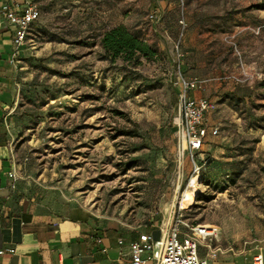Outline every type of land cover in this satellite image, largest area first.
Returning a JSON list of instances; mask_svg holds the SVG:
<instances>
[{"label":"rangeland","instance_id":"obj_1","mask_svg":"<svg viewBox=\"0 0 264 264\" xmlns=\"http://www.w3.org/2000/svg\"><path fill=\"white\" fill-rule=\"evenodd\" d=\"M33 1L28 37L40 48L20 58L14 114L23 169L125 233L165 229L191 194L183 214L217 226L218 262L264 254V0ZM118 24L160 56L112 64L99 38ZM178 52L181 74L204 81L191 94L211 101L205 122L219 130L195 159L196 192L178 131Z\"/></svg>","mask_w":264,"mask_h":264},{"label":"crops","instance_id":"obj_2","mask_svg":"<svg viewBox=\"0 0 264 264\" xmlns=\"http://www.w3.org/2000/svg\"><path fill=\"white\" fill-rule=\"evenodd\" d=\"M21 1L0 0V6ZM31 48L40 46L28 38L20 58L24 51L31 53ZM11 51L12 28L0 18V264H118L128 260L130 242L144 232L125 233L105 224L88 208L69 203L61 192L48 189L43 174L23 169L14 122L18 69L23 66L10 64ZM12 172L16 179L9 177ZM147 232L159 235L158 231ZM205 253L200 248V256ZM257 254L241 264H253ZM217 259L209 264H227Z\"/></svg>","mask_w":264,"mask_h":264},{"label":"built area","instance_id":"obj_3","mask_svg":"<svg viewBox=\"0 0 264 264\" xmlns=\"http://www.w3.org/2000/svg\"><path fill=\"white\" fill-rule=\"evenodd\" d=\"M0 18L5 19L12 28V51L9 62L16 67L29 30L40 18V10L33 0L3 3L0 6ZM149 18L156 21L157 15L151 12ZM181 23L184 24L183 21ZM180 64L181 54L178 52L177 88L180 121L178 131L183 138L184 150L190 155L193 163L192 177L187 187L197 191L200 166L195 159H198L203 152L208 134L217 135L219 130L217 127L209 129L205 122L206 115L212 108L211 101L204 96L191 97V92L200 89L204 81L186 79L181 74ZM9 177L16 179V174L12 172ZM184 201L185 199L182 198L177 205L178 209L176 211L173 209L167 226L159 230L158 236L153 232H144L131 241L128 260L119 261L118 264H147L148 261H153V264H209L210 260H216L222 252L219 247L213 245L218 236L217 226L188 222L183 214L186 209L183 208ZM200 248H205V257L200 256ZM80 264H92V262ZM253 264H263L261 253L254 257Z\"/></svg>","mask_w":264,"mask_h":264},{"label":"trees","instance_id":"obj_4","mask_svg":"<svg viewBox=\"0 0 264 264\" xmlns=\"http://www.w3.org/2000/svg\"><path fill=\"white\" fill-rule=\"evenodd\" d=\"M260 5L261 6L258 7L264 9V3L262 2ZM28 36H27V40L29 38ZM74 43H78L89 47L94 46V42H85L83 40ZM99 44L104 54L106 55L107 59L112 64H114L117 60H120L127 67H132V68H136L142 65L143 60H147V61L156 60L160 56L159 51L157 50V48H155L154 45L147 42L138 34L132 32L124 24H118L105 30L99 38ZM263 86H264V82L260 84V87ZM177 95H178V88H177ZM123 133L130 134L131 132L124 131ZM209 135H211V133H209L208 136ZM208 136L206 138L205 144H207ZM209 160L210 157L206 156L205 158L202 159L201 163L205 165ZM200 180L202 181L201 173H200ZM199 197L201 200H205L206 202L212 200V197L209 196L200 195ZM186 220L188 219L186 218ZM188 222L190 221L188 220ZM190 223L200 224L196 222H190Z\"/></svg>","mask_w":264,"mask_h":264},{"label":"bare ground","instance_id":"obj_5","mask_svg":"<svg viewBox=\"0 0 264 264\" xmlns=\"http://www.w3.org/2000/svg\"><path fill=\"white\" fill-rule=\"evenodd\" d=\"M193 192H196V191H193ZM185 200L187 201V204H184L183 203V208H188V206L189 205H191L192 204V202H193V197H192V195L190 194V196H186L185 197Z\"/></svg>","mask_w":264,"mask_h":264}]
</instances>
